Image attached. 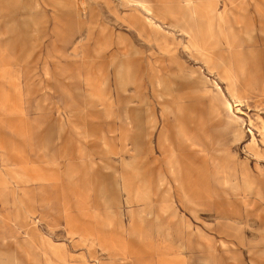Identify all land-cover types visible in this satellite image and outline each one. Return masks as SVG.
<instances>
[{"label": "rangeland", "instance_id": "obj_1", "mask_svg": "<svg viewBox=\"0 0 264 264\" xmlns=\"http://www.w3.org/2000/svg\"><path fill=\"white\" fill-rule=\"evenodd\" d=\"M0 264H264V0H0Z\"/></svg>", "mask_w": 264, "mask_h": 264}, {"label": "crops", "instance_id": "obj_2", "mask_svg": "<svg viewBox=\"0 0 264 264\" xmlns=\"http://www.w3.org/2000/svg\"><path fill=\"white\" fill-rule=\"evenodd\" d=\"M183 29H185V31L188 32V33H190V34H194V28L192 27V25L187 26L186 28L181 27V30H183ZM221 230H223V229H221ZM211 256H212V254H211Z\"/></svg>", "mask_w": 264, "mask_h": 264}, {"label": "bare ground", "instance_id": "obj_3", "mask_svg": "<svg viewBox=\"0 0 264 264\" xmlns=\"http://www.w3.org/2000/svg\"><path fill=\"white\" fill-rule=\"evenodd\" d=\"M145 5V4H144ZM179 11V10H178ZM154 12V11H153ZM158 12V11H157ZM156 14H159V13H156ZM180 15V14H179ZM177 16V15H176ZM174 17V16H173ZM180 17V16H179ZM183 31H185V29H183ZM219 90V89H218ZM219 94V93H218ZM222 94V93H221ZM222 106V105H221ZM221 114H222V112H221ZM232 114V113H231ZM239 120V119H238ZM209 160V159H208ZM215 161V160H214ZM209 163V162H208ZM214 165L215 164H218V163H213ZM215 167H217V166H215ZM220 169V168H219ZM214 170V169H213ZM213 177V176H212ZM216 179V178H215ZM214 180V179H213ZM218 180V179H217ZM220 180V179H219ZM218 180V181H219ZM221 181V180H220ZM222 181H224V180H222ZM219 183V182H218ZM222 184V183H221ZM225 184V183H224ZM213 185V184H212ZM213 187V186H212ZM258 190V189H257ZM227 193V192H226ZM215 194V193H214ZM227 210V209H226ZM232 212V211H231ZM228 213H229V211H228Z\"/></svg>", "mask_w": 264, "mask_h": 264}]
</instances>
